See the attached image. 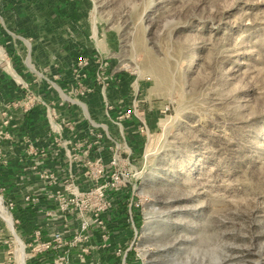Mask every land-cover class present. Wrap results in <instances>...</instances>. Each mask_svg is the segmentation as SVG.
Segmentation results:
<instances>
[{
    "label": "rangeland",
    "instance_id": "rangeland-1",
    "mask_svg": "<svg viewBox=\"0 0 264 264\" xmlns=\"http://www.w3.org/2000/svg\"><path fill=\"white\" fill-rule=\"evenodd\" d=\"M10 38L31 69L74 46L136 100L114 120L125 264H264V0H0L2 69ZM93 204L80 196L70 220ZM0 208V264H31L45 243L28 246L1 189ZM55 239L50 264L91 257L86 230Z\"/></svg>",
    "mask_w": 264,
    "mask_h": 264
},
{
    "label": "crops",
    "instance_id": "crops-1",
    "mask_svg": "<svg viewBox=\"0 0 264 264\" xmlns=\"http://www.w3.org/2000/svg\"><path fill=\"white\" fill-rule=\"evenodd\" d=\"M8 40V67L0 68V189L16 205L19 231L28 246L52 243L50 250L33 254L31 264L52 263L56 236L66 239L85 226L92 251L82 264H125V255L118 253L131 234V227L122 223L126 195H112L110 208L100 213L104 229L94 221L101 200L93 195L87 198L94 204L85 226L73 223L69 214L75 201L97 186L98 168L110 171L109 163L120 158L124 132L114 120L122 104L131 106L136 100L122 79L105 78L99 84L93 72L79 69L80 50L74 46L59 55L55 49L40 52L44 65L31 69ZM89 88L95 93L83 97ZM126 124L124 131L138 134L136 120ZM98 133L103 134L99 141Z\"/></svg>",
    "mask_w": 264,
    "mask_h": 264
},
{
    "label": "built area",
    "instance_id": "built-area-1",
    "mask_svg": "<svg viewBox=\"0 0 264 264\" xmlns=\"http://www.w3.org/2000/svg\"><path fill=\"white\" fill-rule=\"evenodd\" d=\"M90 65L89 60H87L86 58H83L82 56L79 57V59L77 60V67L79 69H84L88 71V68ZM91 66V65H90ZM91 70H94V68H92ZM99 73L95 71V73H93V76L96 77V79H99ZM108 79V78H106ZM90 89V88H89ZM87 90V89H86ZM83 94H87L86 92ZM126 118H135L137 117L136 112L133 110H128L127 114L125 116ZM120 163L121 160L120 158H115L113 159L110 163H109V168L110 171H107V167L105 166H100L98 168V171L96 173L97 176V186L95 187V189L88 193L85 194V196H87V198L91 197L92 195L94 197H97L98 199H100V205L98 206V210L97 213L95 214V223L101 227V228H105L106 224L103 221L102 216H100V213L103 212L104 210L110 208L111 204L113 203L112 201V195L114 194H118L120 193V186H121V174L119 173V167H120ZM113 193V194H111ZM111 194V195H110ZM86 230L87 227H84ZM58 239V238H57ZM87 239V237H86ZM57 243H60V240H55ZM43 250H50L52 248V243H46L42 245Z\"/></svg>",
    "mask_w": 264,
    "mask_h": 264
},
{
    "label": "bare ground",
    "instance_id": "bare-ground-1",
    "mask_svg": "<svg viewBox=\"0 0 264 264\" xmlns=\"http://www.w3.org/2000/svg\"><path fill=\"white\" fill-rule=\"evenodd\" d=\"M0 210H1V208H0ZM22 250H23V246H22ZM22 260H23V255H22Z\"/></svg>",
    "mask_w": 264,
    "mask_h": 264
}]
</instances>
